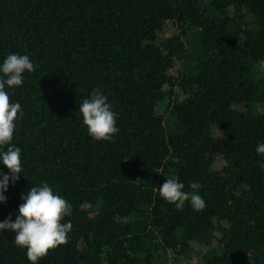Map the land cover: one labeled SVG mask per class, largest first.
Listing matches in <instances>:
<instances>
[{"label": "trees", "instance_id": "trees-1", "mask_svg": "<svg viewBox=\"0 0 264 264\" xmlns=\"http://www.w3.org/2000/svg\"><path fill=\"white\" fill-rule=\"evenodd\" d=\"M9 54L35 71L6 86L23 172L0 221L45 182L72 208L68 243L37 264H182L193 243L204 264H264V0H0ZM94 89L117 113L110 141L79 112ZM173 177L206 207L160 197ZM14 240L0 230V264H31Z\"/></svg>", "mask_w": 264, "mask_h": 264}, {"label": "clouds", "instance_id": "clouds-1", "mask_svg": "<svg viewBox=\"0 0 264 264\" xmlns=\"http://www.w3.org/2000/svg\"><path fill=\"white\" fill-rule=\"evenodd\" d=\"M264 71V60L259 62ZM35 71L33 62L28 55L9 54L0 65V162L9 170V174L0 172V202H6L3 194L9 181L15 183L23 172L21 149L12 145L16 130V121L21 119V105L13 103L7 88H16L24 83V73ZM79 112L89 137L96 141H110L119 129L116 126L117 113L112 110L107 97L99 89H94L90 98L80 103ZM256 152L264 156V142L259 143ZM264 168V162L260 165ZM198 183L191 185L199 189ZM184 184L178 178H167L159 187V195L169 203L182 209L186 201H190L193 210L201 211L206 207L205 200L196 192L183 191ZM23 203L19 205L18 215L13 221L11 214L0 221V230L7 229L15 233V244L26 249V256L31 264L47 256L68 243V233L72 229L71 222H63L65 216H70L72 208L62 196L55 194L45 182L21 196Z\"/></svg>", "mask_w": 264, "mask_h": 264}, {"label": "rangeland", "instance_id": "rangeland-1", "mask_svg": "<svg viewBox=\"0 0 264 264\" xmlns=\"http://www.w3.org/2000/svg\"><path fill=\"white\" fill-rule=\"evenodd\" d=\"M167 29H173L172 31L175 30V27H172L169 23L167 24L166 28ZM165 30V35L168 34V30L166 31ZM181 68V66H180ZM178 69V68H177ZM176 68H173L170 70V72H175ZM175 92H177L179 94V98H181V93L178 89H175ZM160 111V110H159ZM168 117V112L165 114V118ZM218 161V160H217ZM215 162V164L213 165V169H219L222 165V163L220 162ZM205 251V247L203 245H196L193 243V246H192V249L191 251L185 255V256H181L179 258V261L182 263V264H204L203 263V260H202V254L203 252ZM167 264H170L168 259L166 261ZM160 264H164V261L162 259L161 263Z\"/></svg>", "mask_w": 264, "mask_h": 264}]
</instances>
